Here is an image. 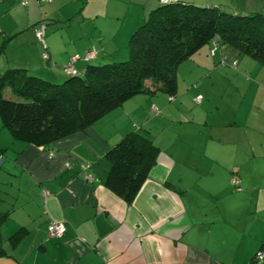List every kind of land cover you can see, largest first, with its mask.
<instances>
[{"label":"crops","instance_id":"obj_1","mask_svg":"<svg viewBox=\"0 0 264 264\" xmlns=\"http://www.w3.org/2000/svg\"><path fill=\"white\" fill-rule=\"evenodd\" d=\"M168 2L264 16V0ZM161 4L0 0V76L21 69L60 83L68 63H109ZM212 46L178 64L172 95L135 94L48 148L14 139L0 118V264H249L264 252V65ZM131 131L158 149L128 203L105 186V152ZM52 221L61 236L48 235Z\"/></svg>","mask_w":264,"mask_h":264},{"label":"trees","instance_id":"obj_2","mask_svg":"<svg viewBox=\"0 0 264 264\" xmlns=\"http://www.w3.org/2000/svg\"><path fill=\"white\" fill-rule=\"evenodd\" d=\"M213 40L264 65V16H235L215 7L168 2L150 11L131 35L124 61L89 64L60 83L21 69L0 76L2 125L14 139L48 148L135 94L162 88L172 95L178 64ZM3 86L18 99L4 98ZM157 149L144 133H126L105 152L110 165L107 189L130 203L154 164Z\"/></svg>","mask_w":264,"mask_h":264},{"label":"built area","instance_id":"obj_3","mask_svg":"<svg viewBox=\"0 0 264 264\" xmlns=\"http://www.w3.org/2000/svg\"><path fill=\"white\" fill-rule=\"evenodd\" d=\"M48 1V0H47ZM160 2H162L163 4L164 3H167V0H159ZM21 3L23 5L26 4V0H21ZM36 37L37 39L40 41L41 45H42V48H43V58L47 59L48 58V55L46 53V45L42 39V35H41V32L40 31H37L36 32ZM212 49H211V52H213L216 48H217V41L216 40H213L212 41ZM95 56V51H89L85 54V59H91ZM79 56L78 55H75L72 60L74 59H77ZM63 70L65 73L67 74H72V75H75V74H78V72L72 67L71 63H68L66 64L64 67H63ZM199 99V96L197 98V100ZM66 166H68V164H66ZM83 168L85 167L84 165L82 166ZM230 182L237 186L238 185V179H237V176L236 175H233L231 177V180ZM65 231V226L61 223V222H56V221H52L49 223L48 225V235L49 236H53V237H58V236H61ZM253 261L252 262H249V264H264V252L262 251H258L255 255H254V258L252 259Z\"/></svg>","mask_w":264,"mask_h":264},{"label":"rangeland","instance_id":"obj_4","mask_svg":"<svg viewBox=\"0 0 264 264\" xmlns=\"http://www.w3.org/2000/svg\"><path fill=\"white\" fill-rule=\"evenodd\" d=\"M122 55V56H121ZM127 57H128V53L127 52H124L123 54H116V56H115V58L113 57V58H111V59H109V63L110 62H120V61H124V60H126L127 59ZM100 63H102V62H100ZM13 98L14 99H16L17 97L16 96H13ZM18 99V98H17Z\"/></svg>","mask_w":264,"mask_h":264}]
</instances>
